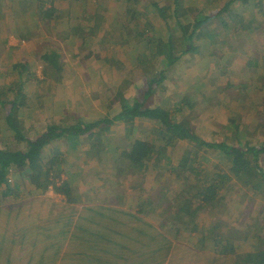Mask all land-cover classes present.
Masks as SVG:
<instances>
[{
	"label": "rangeland",
	"instance_id": "1",
	"mask_svg": "<svg viewBox=\"0 0 264 264\" xmlns=\"http://www.w3.org/2000/svg\"><path fill=\"white\" fill-rule=\"evenodd\" d=\"M153 1L164 7L171 3V0H138L148 7L146 11H150L148 4ZM216 1L219 7L231 1L232 13L240 14L249 27L238 28L234 38L228 36V39L220 19L212 21L207 25L209 30L218 35L220 42H225L215 53L216 58L202 56L205 43H197V59L188 55L171 64L164 72L168 82L166 94L159 97V90L154 89L149 104L164 105L168 98L173 102L178 96H184L191 100L189 121L208 142L230 144L239 140L255 145L257 140L264 139V0H258L262 3L258 9L254 5L245 7L239 0ZM179 4L186 9L187 20H192L203 5L209 11L214 6L212 0H179ZM120 8L123 7L117 0H0V99H13L19 87L26 97L22 99L25 102L20 105V112L11 118L12 127L6 124L5 111L0 110V147L7 143L11 151L23 148L24 142L14 136V131L34 137L53 117L64 115L72 125L76 123L74 118L83 122L112 118L119 112V106L111 98L112 93H119V84L129 83L126 94L132 98L135 86H140L143 78L156 76L161 63L155 60L151 63L148 57L136 63L134 57L145 53L146 49L144 43L130 38L131 26ZM167 10L170 16L172 7ZM250 12H255L254 20L249 18ZM148 13L157 25L155 33L158 35L163 29L159 16L152 11ZM83 24L86 28L80 29L78 35L71 32ZM123 42L124 45L120 44ZM51 52L58 55L60 75L48 68L49 75L44 82L47 62L42 56ZM19 64L26 68L20 78L17 72L21 67L14 70ZM214 78L218 80L213 87L210 81ZM239 97L253 104L251 108L234 103ZM230 98L232 103L227 101ZM238 115L241 121L235 118ZM126 130V124L113 121L94 155L89 136L70 139V142L63 139L66 164L58 183L68 180L81 197L80 204L95 208L106 206L135 211L138 202L150 199L154 206H145V212L139 216L155 227L160 223L163 227H178L181 224L169 225L166 216L170 204L163 197L175 196L183 181L176 171L166 169L164 162L166 158L182 154L186 142L167 148L160 163H149L143 178L133 169L125 168L117 175L120 151L129 148L136 137L149 139L157 134L160 126L136 119L132 133L127 134ZM92 134L93 141L99 138L95 131ZM49 153L46 152L47 156ZM261 169L264 172V157ZM13 172L10 187L18 193L0 202V208L15 210L22 204L31 208L30 215L35 216L36 213L45 214L49 204L64 203V198L51 189L40 195L19 173V168ZM165 184L167 190L157 195ZM230 190L224 193L226 200L217 206L215 214L203 212L186 224L188 229L192 223L199 222L201 235L206 234L208 238L207 247H214L212 238L214 234L219 235L218 239L225 245H216V255L218 258L226 256L227 264H233V259L249 251L253 244L264 247V237L245 239L254 229L264 233V194L255 196L235 182ZM161 213L164 216H160ZM169 237L176 243L193 244L182 233L172 231ZM227 241L239 246L232 253L233 257L225 252V246L230 248Z\"/></svg>",
	"mask_w": 264,
	"mask_h": 264
},
{
	"label": "trees",
	"instance_id": "2",
	"mask_svg": "<svg viewBox=\"0 0 264 264\" xmlns=\"http://www.w3.org/2000/svg\"><path fill=\"white\" fill-rule=\"evenodd\" d=\"M117 1L123 7L120 8L122 16L131 26L130 38L144 43L146 49L145 53L134 57L136 63L148 57L151 63L152 60L161 63V68L157 73L154 72L156 76L147 80L143 78L141 85L135 86L132 98L126 94L129 83L123 81L119 84V93L111 95L112 100L119 106V112L112 118L105 117L87 122L74 118L76 123L72 125L69 123L70 119L64 115L53 117L34 137L23 136L14 131V136L24 142L23 148L11 151L7 143L0 147V202L7 201L18 193L10 187L9 182L11 176L15 175V168H19V173L23 174L29 185L40 195L51 189L64 198V203L49 204L45 214L36 213L35 216L30 215L31 208L22 204L15 210L0 208V264H165L168 261L167 257L171 251L169 233L159 232L155 226L139 216L145 212V206H154L152 200L138 202L135 211L106 206L95 208L80 204L81 197L68 180L58 183L62 167L66 164V151L62 148V140L70 142V139L89 136L92 146L90 148L94 155L99 143L103 142L105 131L110 129L113 121L126 124L127 134L132 133L136 119L160 126L157 134L149 139L136 137L129 148L120 151L117 175H121L125 168L133 169L143 178L149 163H160L167 148H174L182 141L186 142L182 154L176 158H166L164 162L166 169L176 171L183 182L175 196L165 195L163 199L168 200L170 204L166 216L169 225L181 224L178 227H169V231L182 233L196 247L207 245L205 241L208 238L206 234L201 235L199 222L192 223L188 229L186 224L203 212L215 214L217 206L226 200L224 193L230 190L231 184L235 182L246 187L255 196L264 194V172L261 169L264 139L257 140L255 145L239 140L230 144L225 141L210 143L198 134L188 119L192 115L189 110V98L178 96L173 102L168 98L167 104L164 105L149 104L154 89L159 90V97L166 94L168 82L164 76L165 70L176 61L186 59L188 55L197 59L196 53L201 42L206 46L202 56L213 55L216 58L215 53L225 42H220L218 35L209 30L207 25L212 21L220 19L227 38H234L238 28L249 27L240 14L232 13V2L228 1L219 7L218 2L212 0V12L203 5L202 10L192 20H187L186 9L179 4V0H171L167 7L153 1L148 4L149 9L158 14L163 26L157 35V25L149 16L150 11H146L147 6L138 0ZM239 1L245 7L254 5L258 9V6H262L258 0ZM171 7L170 16H167V9ZM222 16L227 17L229 22ZM249 18L254 20L255 12H250ZM85 28L86 25L83 24L71 32L78 35L80 29ZM120 44L124 45V42ZM57 57L55 52L42 56L47 62L43 72L44 82L49 75L46 72L48 68H51L53 74H59ZM19 67L21 68L17 74L20 78L26 68L19 64L15 65L14 70ZM221 69L220 74L223 67ZM155 77L157 78L154 79ZM216 80L218 79L214 78L210 81L212 86ZM14 94L13 99H0V110L5 111L4 119L8 127H12L11 118L20 112V105L25 102L22 99L26 98L20 87ZM235 100L234 103L243 104L248 109L253 105L240 97ZM227 101L232 103L231 98ZM235 118L241 121V115ZM232 123L239 129L234 121ZM92 131L99 135L95 141ZM47 151L50 152L49 156ZM167 187L168 185H163L157 195L164 194ZM231 191L232 189L229 192ZM159 215L164 216L163 213ZM157 216L158 214H155V217ZM183 217L186 219L181 220ZM160 224L159 227H163V223ZM218 236L214 234L212 238L215 244L213 248H216V245H225ZM257 236L263 238L264 233L254 229L245 239H256ZM227 246L230 248L225 246V252L239 249L237 244L232 245L230 241H227ZM217 252L218 250L215 253ZM216 259L212 258L209 264H227L226 256L220 260ZM233 264H264V247L251 245L249 251L240 253L233 259Z\"/></svg>",
	"mask_w": 264,
	"mask_h": 264
},
{
	"label": "crops",
	"instance_id": "3",
	"mask_svg": "<svg viewBox=\"0 0 264 264\" xmlns=\"http://www.w3.org/2000/svg\"><path fill=\"white\" fill-rule=\"evenodd\" d=\"M155 229L161 233L167 231L169 235L171 234V232L169 231V227H155ZM169 240L171 242V251L167 257L168 261L165 264H209V261L212 258H217L216 260L224 258L221 256L219 258L217 257L215 253L218 250L217 248H213L210 246L207 247L206 245H204L203 247H196L194 243L192 245L187 246L180 243H176L171 238H169ZM233 252L234 251L231 250L230 254L228 255L233 257ZM184 253H186V256H184ZM227 253L229 252L227 251Z\"/></svg>",
	"mask_w": 264,
	"mask_h": 264
}]
</instances>
